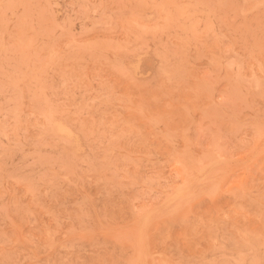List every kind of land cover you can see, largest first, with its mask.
Segmentation results:
<instances>
[{"label":"rangeland","instance_id":"374dc122","mask_svg":"<svg viewBox=\"0 0 264 264\" xmlns=\"http://www.w3.org/2000/svg\"><path fill=\"white\" fill-rule=\"evenodd\" d=\"M0 264H264V0H0Z\"/></svg>","mask_w":264,"mask_h":264}]
</instances>
